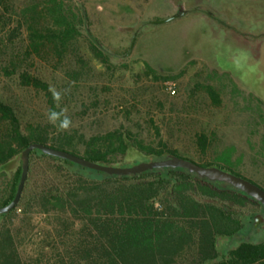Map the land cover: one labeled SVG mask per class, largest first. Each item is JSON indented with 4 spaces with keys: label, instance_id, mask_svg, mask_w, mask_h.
Masks as SVG:
<instances>
[{
    "label": "trees",
    "instance_id": "obj_1",
    "mask_svg": "<svg viewBox=\"0 0 264 264\" xmlns=\"http://www.w3.org/2000/svg\"><path fill=\"white\" fill-rule=\"evenodd\" d=\"M68 1L0 0V177L12 171L0 187V207L12 201L20 179L18 158L33 143L106 166H126L125 158L134 153L196 163L174 143L145 141L123 124L104 133L85 134L72 128L57 133L48 122L49 109H60L42 70L60 77L62 86L53 88L61 93L60 107L67 111L85 84L90 101L88 106L80 101L83 109L95 111L111 98L105 91L109 87L93 84L96 75L91 65L94 60L109 70V58L89 40L92 59L86 57L80 46L84 14ZM143 76L160 83L174 79L158 74L147 63ZM5 82L41 94L45 119L24 123L18 106L3 91ZM204 91L214 106L220 104L219 91L212 86ZM118 112L128 124L132 122L129 108ZM149 124L157 134L152 120ZM193 144L203 157L209 138L195 133ZM13 161L14 168L8 170ZM196 164L240 176L233 171L238 162L231 161L230 150ZM262 213L264 208L244 193L185 169L109 176L32 150L20 200L9 214L0 216V264H23L19 248L36 215L52 217L57 236L69 237L66 249L54 255L50 264H174L183 256L186 264H264V229L253 227L254 216ZM15 217L20 225H8L7 220ZM250 231L251 240L228 244ZM40 261L37 258L32 264Z\"/></svg>",
    "mask_w": 264,
    "mask_h": 264
},
{
    "label": "rangeland",
    "instance_id": "obj_2",
    "mask_svg": "<svg viewBox=\"0 0 264 264\" xmlns=\"http://www.w3.org/2000/svg\"><path fill=\"white\" fill-rule=\"evenodd\" d=\"M182 1L185 9L201 7L224 24L204 14L187 15L161 26L147 24L173 15L178 0L68 1L84 14L80 46L86 57L92 59L88 31L111 65L106 70L91 61L96 75L93 84L96 81L98 86L109 87L105 91L111 98L95 111L83 109L80 101L87 106L90 101L85 84L69 103L67 114L73 122L72 129L85 134L104 133L123 124L145 141L174 143L196 163L208 162L230 150L231 161L238 162L233 171L264 188V39L242 37L231 29L251 36L263 33L264 0ZM134 33V45L127 54ZM144 63L158 74L174 79L160 83L145 78ZM42 74L53 87L62 86L58 74L45 70ZM4 84L3 91L18 106L24 123L45 119L41 94L21 89L13 82ZM207 86L219 91L218 106L205 93ZM121 107L129 108L131 123L119 114ZM149 120L156 126L157 134ZM199 132L209 138L203 157L193 144L195 133ZM11 175L12 171H8L0 177V187ZM7 223L20 225V218ZM31 223L19 248L20 258L23 264H32L37 258L40 264H50L54 255L66 249L69 237L57 236L52 217L36 215ZM253 236L250 231L228 244L234 240L249 241ZM184 257L174 264H186Z\"/></svg>",
    "mask_w": 264,
    "mask_h": 264
},
{
    "label": "water",
    "instance_id": "obj_3",
    "mask_svg": "<svg viewBox=\"0 0 264 264\" xmlns=\"http://www.w3.org/2000/svg\"><path fill=\"white\" fill-rule=\"evenodd\" d=\"M192 14H204L208 18H211L217 21L218 23H223L214 14L210 13L209 11H206L201 7H197L194 9H185L183 1L178 0V3L176 5V12L173 15L165 19L150 21L147 24L151 26L166 25L176 20L182 19L187 15H192ZM231 29L237 34L241 35L242 37L250 36L254 40L264 39V32L256 36H251L245 33L238 32L232 27ZM87 35L89 39L95 45H97L96 40H94L90 36L88 31H87ZM135 37H136V33L133 34L127 54H129L133 48ZM32 150H39L41 153L47 156L66 160L71 163L77 164L81 167L93 171H97L100 173H104L109 176H118V177L135 176L145 173L147 171L164 169V168L185 169L188 173L194 174L201 179H206L210 182H218L223 185H227L235 190H238L244 193L246 196L258 202L264 208V190L261 187L257 186L256 184L252 183L251 181L245 178L233 175L216 167H202L189 160L176 156H167L164 159H157L152 155L144 156L138 153H134L133 155L125 158L124 162L127 164L126 166H122V167L106 166V165L96 164L91 161H87L82 157L76 156L66 151H61L54 148H50L49 146L46 145L33 143L27 146L20 153V156L18 158V160L20 161L19 183L17 185V189L12 201L8 205L4 207H0V216L9 214L16 207V205L20 200V196L28 173V156ZM15 164L16 161H13L7 166V169L8 170L13 169ZM262 220L263 219L261 216H256L254 219V226H257L259 223L262 222Z\"/></svg>",
    "mask_w": 264,
    "mask_h": 264
},
{
    "label": "clouds",
    "instance_id": "obj_4",
    "mask_svg": "<svg viewBox=\"0 0 264 264\" xmlns=\"http://www.w3.org/2000/svg\"><path fill=\"white\" fill-rule=\"evenodd\" d=\"M49 91L52 93L53 100L60 110L49 109L47 120L56 129L57 133L68 132L71 130L73 122L67 114V108L60 107V101L62 99L61 93L53 87H50Z\"/></svg>",
    "mask_w": 264,
    "mask_h": 264
},
{
    "label": "flooded vegetation",
    "instance_id": "obj_5",
    "mask_svg": "<svg viewBox=\"0 0 264 264\" xmlns=\"http://www.w3.org/2000/svg\"><path fill=\"white\" fill-rule=\"evenodd\" d=\"M240 177H241V176H240ZM256 216H261L262 219H263L262 222L258 224V225H260V226H258V225H257V226H254V219H255ZM253 227H254V228H258V227H260V228L264 229V213H262L261 215H255V216H254V218H253Z\"/></svg>",
    "mask_w": 264,
    "mask_h": 264
}]
</instances>
